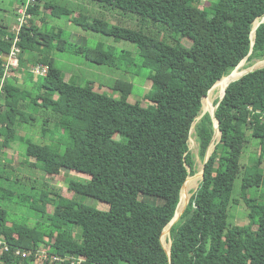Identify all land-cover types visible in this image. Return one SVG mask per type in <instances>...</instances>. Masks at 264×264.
I'll use <instances>...</instances> for the list:
<instances>
[{
  "label": "trees",
  "instance_id": "16d2710c",
  "mask_svg": "<svg viewBox=\"0 0 264 264\" xmlns=\"http://www.w3.org/2000/svg\"><path fill=\"white\" fill-rule=\"evenodd\" d=\"M92 1L135 15L142 24L150 20L163 24L179 41L169 44L143 30L89 20L59 4L41 6L42 0H36L30 9L32 18L20 32V68L6 79L0 97L3 146L23 142L26 157L51 178L65 170L90 176L67 180V189L108 209L53 193L48 182L30 191L4 167L0 170V240L10 250H0V264H31L34 254L23 257L16 252L44 248L52 256L84 258L81 264H264V203L247 199V225L232 226L228 221L238 177L244 173V196L264 181V68L225 90L216 111L222 138L218 141L220 133L216 135L204 179L171 228V256L161 241L180 211L182 188L192 178L186 180L195 175L190 151L193 129L203 156L215 134L211 115L202 116L209 91L245 58L264 59V23L255 29L254 45L252 40L254 23L264 18V0H218L210 10L200 8L196 0ZM26 3L22 1L20 7ZM48 12L53 18L73 17L84 31L135 44L140 49L139 69L148 72L152 83L149 104L130 102L133 85L128 82H116L112 90L120 96L115 98L96 92L91 83L80 86L67 81L51 53L83 56L98 65H126L128 71L135 65L128 52L118 57L102 45L91 49L69 43L62 29L41 31L34 19ZM14 37L0 26V82ZM186 40L189 45L183 43ZM38 66L47 68V74L36 90H30L28 79L33 80L32 70ZM36 128L43 141H32ZM251 139L259 143L261 152L244 169L242 158ZM63 146L60 153L58 148ZM22 187L26 192H18ZM12 202L46 215L49 232L12 220L5 209ZM52 203L54 209L49 211Z\"/></svg>",
  "mask_w": 264,
  "mask_h": 264
},
{
  "label": "rangeland",
  "instance_id": "374dc122",
  "mask_svg": "<svg viewBox=\"0 0 264 264\" xmlns=\"http://www.w3.org/2000/svg\"><path fill=\"white\" fill-rule=\"evenodd\" d=\"M22 1L28 0H0V25H6L8 27H11L14 23H16L15 7L18 4H21ZM75 1L76 4L72 3L71 6L68 4H66V6L62 2L58 1L57 3L77 13H83L88 17H91L92 20L98 18L101 20L109 21L111 24L120 27H125L132 30H143L145 34L165 41L167 40L166 42L169 44H174L175 42L177 43V41H179V37L175 36L174 34H171L170 36L169 31L165 28H162L164 27L163 24L154 23L151 20L146 24H142L139 23V17L132 14H125L119 9H109L108 7H105L104 5L98 2H94L92 0ZM196 1L200 8L208 10L211 9V5L216 4L218 2V0ZM40 19L41 17H35L34 23L36 25L40 24ZM13 27L11 28V31H13ZM51 29H62L64 31V38L69 43L77 44L80 46L86 45L91 49H95L98 47V45H102L105 49L111 50L118 57H121L125 54V52H128L130 56L129 60H132L135 65L132 66V70L128 71L126 70V65H118V67H111L109 65H98L91 63L90 61L86 60L83 56H76L71 53L62 52L51 53L50 57L51 59H53L55 67L62 72L64 78L67 81L80 86H86L88 83H91L96 92L104 93L115 98H118L120 96V93H114V91L112 90L116 82H128L133 85L132 94L129 98L130 102H138L144 106H147L149 104L147 100V95L151 89L152 83L147 78L148 72L140 71L139 69L140 49L135 44L128 41H116L114 38L108 37L100 33H95L93 31H84L81 27L69 21V18L65 16H63L62 18H53L49 16L47 28L41 29V31H48ZM172 39L173 42H168L170 40L172 41ZM183 43L189 45V42L187 40ZM262 64H264V59L252 61H249L247 59L240 65L238 70L244 73L253 69H260L264 67L260 66ZM36 71L38 72L37 69ZM42 76V74L37 73L35 78L39 80L40 78H42ZM40 81L41 80L38 81L39 84ZM12 82H14V80H12ZM27 86L30 90H36L37 88V84L32 82L30 83L29 79ZM38 92L39 91L35 92L33 95H38ZM213 99L214 102L212 103V106L213 109H215L217 101L220 100V97L218 96L217 92L214 93ZM210 112L212 111H208L205 114H210ZM203 114L204 113L202 108V116L205 115ZM193 131H195V129H193ZM119 139L121 138L117 136L116 140L119 141ZM32 141H43L39 131H37V135L35 136V138L32 139ZM12 146V150H8V147L3 146V139L0 137V151L3 153L5 152L4 156L0 157V170L5 167L9 172H11V174H16L20 180L21 186L30 187L29 190L32 191L33 187L40 188L42 182H48L50 183V186L53 187V193H56L68 199L75 198L80 203L91 205L100 210L108 209V205L104 203L94 201L89 198L82 197L80 195V197H75V194L67 189V180L71 178L90 179V176L74 171L65 170L62 171L58 176L51 178L43 172L42 166L40 164H35L36 161L34 159L26 157V155L24 154L26 146L23 142L14 143ZM64 149L65 147L63 146L58 148V151L60 153H64ZM190 151L195 159V175L190 176L188 178V180L191 178L192 179L189 181L187 180L188 182L186 183V185L188 183H192L196 175H200V173L203 172L205 164L207 162V153L205 156L201 155L200 153V144L196 131L194 134H192L190 139ZM260 152L261 148L259 143L256 140L251 139L248 145V149L245 151L242 158V165L245 167L244 169L247 168L246 166L251 165L252 162L250 161V158H252V156H254L255 154L259 156ZM10 159L12 160L10 161ZM262 171L264 172V164L262 165ZM243 174L244 173H242L235 182L234 192L232 195V202L229 209L228 221L232 226H244L249 223L250 210L247 207V199H254V203L257 205H262L264 203V181L261 183L260 186L250 188L248 194L244 196L242 188L244 178ZM33 181H35L36 184L33 183ZM201 182L202 176H200L198 186L190 191V198L188 199L187 204H189L192 196L198 191ZM18 192L26 191L25 188L22 187L18 190ZM53 204L54 203L48 206L49 211H52L54 209ZM7 206L8 208L5 207V209L10 212L12 220L24 222L31 227L39 226L40 229L49 232V221H46V215L42 217L40 214L34 212L33 210L16 204V202L8 203ZM168 233V237L167 232L165 234L164 243L166 247H171V230L168 231ZM52 257L53 256L50 255L49 249L44 248L42 249V253H39L38 258H36L35 261L31 264H45L47 263V261L49 264H53ZM46 258L48 260H46Z\"/></svg>",
  "mask_w": 264,
  "mask_h": 264
},
{
  "label": "built area",
  "instance_id": "2783aa9c",
  "mask_svg": "<svg viewBox=\"0 0 264 264\" xmlns=\"http://www.w3.org/2000/svg\"><path fill=\"white\" fill-rule=\"evenodd\" d=\"M35 3H36V0H28L27 3L24 6L20 7L18 10L19 17L17 19V24L13 27V31H12L15 34V37L13 40V46L9 54H7L5 57L6 63L4 64V76L0 82V97L4 93V83L6 79L10 77V75L12 74L14 70L20 68L19 54L21 53V49L18 45L20 41V32L24 26L29 24L32 18V15H33L30 12V9L34 6ZM36 69L38 70V72L36 71ZM32 73L35 74V76L37 75V73L45 76L47 74V68L38 66V67L33 68ZM0 250L2 252L3 251L8 252L10 250L9 245L4 239L0 240ZM39 253H42V249H38L35 252L34 251H25V252L17 251L16 255H22L23 257H28L34 254L35 259H36L38 258ZM46 260L48 259L46 258ZM66 260L70 261L71 264H81V262L84 261V258H75L73 256H67V258H62L58 255H55L52 257L53 262H64Z\"/></svg>",
  "mask_w": 264,
  "mask_h": 264
},
{
  "label": "bare ground",
  "instance_id": "6f19581e",
  "mask_svg": "<svg viewBox=\"0 0 264 264\" xmlns=\"http://www.w3.org/2000/svg\"><path fill=\"white\" fill-rule=\"evenodd\" d=\"M262 20V19H261ZM261 20H258L255 25H254V30L257 28L258 24L261 22ZM255 37V33H253V39ZM260 66H264V64L260 65ZM260 66H257V67H260ZM241 70V69H240ZM246 72H240L239 70L234 72L232 75H230L227 79H222L220 82H218V84L216 85V88L214 90H212L207 98V100L205 101L204 105H203V113H206L208 111H212V103L214 102L213 100V95L215 92L218 93V96L219 97H222L224 95V92L226 90V88L228 87V85L235 79L241 77L243 74H245ZM214 111V110H213ZM212 111V112H213ZM195 131H192V134H194ZM217 136H219V131L217 132ZM220 139V137H219ZM219 141V140H218ZM215 142L216 141V137H215ZM212 150V148L210 149V151ZM202 173H200V175H196L194 181L192 183H189L188 186L185 188V190L182 192V195H181V206H180V211L179 213L177 214V219H180V216L181 214L183 213V210L184 208L186 207L187 205V202H188V199L190 198V191L193 190L194 188H196L198 186V181L200 180V176ZM185 187V186H184ZM172 228V226H169L166 228V231H164V234H163V243H164V237H165V234L167 232V237H168V231H170ZM166 237V238H167ZM165 245V243H164ZM168 246V245H167ZM166 247V245H165ZM167 250L170 249V247H166Z\"/></svg>",
  "mask_w": 264,
  "mask_h": 264
},
{
  "label": "water",
  "instance_id": "95a60500",
  "mask_svg": "<svg viewBox=\"0 0 264 264\" xmlns=\"http://www.w3.org/2000/svg\"><path fill=\"white\" fill-rule=\"evenodd\" d=\"M258 21V20H257ZM256 21V22H257ZM255 22V23H256ZM255 23H254V25H255ZM262 23H264V18L261 20V22L258 24V26H257V28L262 24ZM256 28V29H257ZM255 31L256 30H254V28H253V32H252V40H253V45H254V39H255V37H254V39H253V33H255ZM248 59V57L247 58H245L240 64H239V66L230 74V75H232L234 72H236V71H238V68L240 67V65L245 61V60H247ZM264 67H262V68H260V69H263ZM256 70H259V69H253V70H250V71H248V72H246L245 74H243L241 77H239V78H237V79H235V80H233L230 84H232V83H234V82H236V81H238V80H240L241 78H243L245 75H247V74H249V73H251V72H254V71H256ZM229 75V76H230ZM221 81V80H220ZM219 81V82H220ZM218 84V83H217ZM216 84V85H217ZM229 84V85H230ZM216 85L209 91V93L216 87ZM229 85H228V87H229ZM227 87V88H228ZM227 88H226V91H227ZM226 91H225V94L220 98V100H219V102H218V104L216 105V107H215V109H214V111L213 112H210V115H211V117H212V119H213V121H214V126H215V134H214V137H213V140H212V142H211V145H210V147H209V149H208V151H207V162H208V160H209V158H210V156L212 155V153H213V151H214V149H215V137H216V135H217V132L219 131V133H220V139H219V141L221 140V138H222V133H221V131H220V129H219V126H220V123H219V121H218V119H217V117H216V111H217V109H218V107L220 106V104H221V102L223 101V99H224V97H225V95H226ZM205 114V113H204ZM203 114V115H204ZM212 148V150L210 151V149ZM206 162V163H207ZM202 180L204 179V170H203V172H202ZM188 180V179H187ZM187 180H186V182H187ZM185 182V183H186ZM185 185V184H184ZM183 188H184V186H183ZM183 188H182V190H183ZM181 195H182V191H181ZM180 202H181V200H180ZM179 205H180V203H179ZM188 206V205H187ZM187 206H186V208H187ZM179 207V206H178ZM186 210V209H185ZM185 212V211H184ZM184 214V213H183ZM179 221V219H177V213H176V215H175V217H174V219L172 220V222L167 226V227H169V226H173L175 223H177ZM166 227V228H167ZM166 228H165V230H166ZM164 230V231H165ZM163 234H164V232H163ZM163 234H162V238H163ZM162 238H161V241H162V244H163V240H162ZM163 247H164V249H165V251L167 252V254H168V256H171V247H172V243H171V247H170V249L169 250H167L166 249V247L164 246V244H163Z\"/></svg>",
  "mask_w": 264,
  "mask_h": 264
},
{
  "label": "crops",
  "instance_id": "0c3cea01",
  "mask_svg": "<svg viewBox=\"0 0 264 264\" xmlns=\"http://www.w3.org/2000/svg\"><path fill=\"white\" fill-rule=\"evenodd\" d=\"M57 1L58 2H62L63 4H68V5H72V3H74V4H76V1L75 0H42V2H41V6H43L44 4H47V3H52V4H55V5H58V3H57ZM22 5V3L21 4H18L16 7H15V22H16V19H17V10H18V8L20 7ZM67 6V5H66ZM69 7V6H68ZM67 8V7H66ZM69 9V8H68ZM74 13H76V15L75 16H78V14H83V13H77V12H75L74 11ZM49 15H50V12H48L47 14H43L42 16H41V19H40V24H38L37 26L40 28V30L41 29H44V28H47V25H48V21H49ZM85 15V14H84ZM87 16V15H86ZM88 17V16H87ZM69 18V17H68ZM72 19H73V17H70L69 18V21H71V22H73L72 21ZM88 19L89 20H92L91 19V17H88ZM74 24V23H73ZM1 27H7V29H8V31L9 30H11V28L13 27V26H15V23L11 26V27H8V26H6V25H0ZM24 81L23 80H21L20 81V83L22 84ZM36 83V84H39V82H38V80L34 77L33 78V80H30V83ZM37 129V131H38V128H36ZM20 130H22V128L20 129ZM8 150H12L11 149V147H9V148H7ZM4 154H5V152L3 153V152H1L0 151V156H4ZM25 154V153H24ZM12 159H10V161H11ZM34 163V162H33Z\"/></svg>",
  "mask_w": 264,
  "mask_h": 264
}]
</instances>
